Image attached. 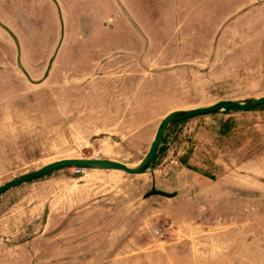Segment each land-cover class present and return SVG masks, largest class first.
<instances>
[{"label": "rangeland", "instance_id": "1", "mask_svg": "<svg viewBox=\"0 0 264 264\" xmlns=\"http://www.w3.org/2000/svg\"><path fill=\"white\" fill-rule=\"evenodd\" d=\"M129 2L149 44L0 77V185L62 158L134 166L168 112L264 95V0ZM159 147L141 173L63 166L1 193L0 264H264V103L176 119Z\"/></svg>", "mask_w": 264, "mask_h": 264}, {"label": "crops", "instance_id": "2", "mask_svg": "<svg viewBox=\"0 0 264 264\" xmlns=\"http://www.w3.org/2000/svg\"><path fill=\"white\" fill-rule=\"evenodd\" d=\"M136 21L129 0H0V77L35 83L103 53L118 60L129 37L149 44Z\"/></svg>", "mask_w": 264, "mask_h": 264}, {"label": "water", "instance_id": "3", "mask_svg": "<svg viewBox=\"0 0 264 264\" xmlns=\"http://www.w3.org/2000/svg\"><path fill=\"white\" fill-rule=\"evenodd\" d=\"M263 103L264 95L259 96L253 100H248L244 102L231 99H222L208 106L172 110L161 118L155 130L154 136L150 142L147 152L144 154L142 159L134 166H129L123 162L108 158H62L48 162L33 171H30L28 173L22 174L6 181L2 185H0V194L9 189L10 187L43 176L49 173L50 171L63 166H80L91 169H115L122 170L130 174L144 172L151 166L154 157L157 153V150L161 142L163 141L164 130L167 125L172 121L180 119L181 117H191L198 114H204L218 110H229L232 108L245 111ZM153 194L161 195L164 197H172L176 194V192H166L164 190L152 188L149 192L145 194V196Z\"/></svg>", "mask_w": 264, "mask_h": 264}, {"label": "built area", "instance_id": "4", "mask_svg": "<svg viewBox=\"0 0 264 264\" xmlns=\"http://www.w3.org/2000/svg\"><path fill=\"white\" fill-rule=\"evenodd\" d=\"M84 170H85V167H80V166L75 167L76 172H83Z\"/></svg>", "mask_w": 264, "mask_h": 264}, {"label": "trees", "instance_id": "5", "mask_svg": "<svg viewBox=\"0 0 264 264\" xmlns=\"http://www.w3.org/2000/svg\"><path fill=\"white\" fill-rule=\"evenodd\" d=\"M258 106V105H257ZM256 107V106H255ZM185 117H181L180 119H184ZM159 149H160V147H159Z\"/></svg>", "mask_w": 264, "mask_h": 264}]
</instances>
